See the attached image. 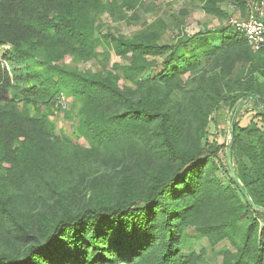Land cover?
<instances>
[{
	"label": "trees",
	"instance_id": "trees-1",
	"mask_svg": "<svg viewBox=\"0 0 264 264\" xmlns=\"http://www.w3.org/2000/svg\"><path fill=\"white\" fill-rule=\"evenodd\" d=\"M137 1L123 4L132 9ZM115 3L0 0V49L5 47L0 57V230L7 228L17 240L11 250L0 249V264H198L202 252L186 249L187 231H203L216 241L244 211L251 220L244 232L245 245L252 243L251 264H264L256 233L264 212L240 197L232 178L227 185L217 178L220 146L183 148L180 139L185 112L173 99L174 87L181 74L217 47L181 43L170 48L145 37L111 36L115 54L131 53V70L146 66L145 55L168 51L157 83L138 92L110 76L61 62L66 56L95 57L96 19ZM223 30L225 46H245L253 53L240 34L229 26ZM254 52L258 56L264 47ZM61 92L72 97L67 114L86 146L55 134L51 116L60 109L55 102ZM259 116L262 126L252 121L243 128L246 140L235 136L231 154L249 161V167L242 166L245 186L264 208L263 109ZM138 146L152 147L168 162L147 172L142 183L133 174L122 177L113 197L64 211L36 227L22 224L20 204L53 174L78 163L119 161Z\"/></svg>",
	"mask_w": 264,
	"mask_h": 264
},
{
	"label": "rangeland",
	"instance_id": "rangeland-1",
	"mask_svg": "<svg viewBox=\"0 0 264 264\" xmlns=\"http://www.w3.org/2000/svg\"><path fill=\"white\" fill-rule=\"evenodd\" d=\"M246 1L138 0L132 9H128L123 0H116L110 11L99 14L96 19L100 45L95 57L74 60L66 56L61 62L90 74L110 76L119 86H128L138 92V87L145 89L157 83L155 79L163 71L162 61L168 51L145 55L142 59L146 66L140 71L131 70V53L123 56L115 54L111 36L126 39L145 37L170 48L181 43L193 47L200 43L217 47L213 54L202 57L195 69L179 76L173 99L185 112L179 133L182 147L212 150L220 146L215 157L219 165L216 175L222 184H231L226 153L232 137L230 125L233 111L240 101L246 99L236 115L234 133V137L246 140L242 129L252 121L261 127L259 108L264 110V52L256 56L245 46L227 47L223 44V29L229 26L231 17L244 16ZM3 49L5 47L0 49V57ZM248 91L252 94L247 95ZM73 106L69 96L66 108L53 112L55 134L86 146L83 139L76 136L75 119L67 114ZM167 162L168 159L152 147L143 149L138 146L119 161L99 162L85 167L78 163L67 167L46 180L43 188L31 191L28 200L20 204L22 224L36 227L40 221L64 211H77L95 201L113 197L122 177L133 174L142 183L147 172ZM231 162L243 189L254 202L245 186L246 170H242L243 165L250 166L249 161L234 152ZM235 187L241 197L239 187ZM249 216V212H242L227 227L224 237L216 241H211L203 231L190 228L186 234V249L202 252L198 264H251L252 243L245 245L244 240V232L251 224ZM260 219L264 221L263 216ZM6 229L0 230V249L11 250L14 240H17ZM256 235L252 236V240Z\"/></svg>",
	"mask_w": 264,
	"mask_h": 264
},
{
	"label": "built area",
	"instance_id": "built-area-1",
	"mask_svg": "<svg viewBox=\"0 0 264 264\" xmlns=\"http://www.w3.org/2000/svg\"><path fill=\"white\" fill-rule=\"evenodd\" d=\"M245 8L244 16L242 18L231 17L228 25L247 41L253 51H258L264 47V0H247ZM67 103L68 97L61 92L56 99L55 106L65 109ZM257 221L259 226L257 237L260 246L264 249V221L259 218Z\"/></svg>",
	"mask_w": 264,
	"mask_h": 264
},
{
	"label": "water",
	"instance_id": "water-1",
	"mask_svg": "<svg viewBox=\"0 0 264 264\" xmlns=\"http://www.w3.org/2000/svg\"><path fill=\"white\" fill-rule=\"evenodd\" d=\"M249 98V97H247ZM246 101L245 100H242L240 101L234 111H233V114H232V117H231V125H230V129H231V141L228 145V149H227V153H226V163H227V166H228V169H229V172L233 178V180L235 181L236 185L239 187L240 189V192L242 193V195L245 197L246 201L251 205L253 206L255 209L257 210H260L262 212H264V208L258 206L257 204H255L254 202H252V200L250 199V197L247 195V193L245 192V190L243 189L241 183L239 182L235 172H234V169H233V166H232V162H231V148H232V143H233V140H234V133H235V118H236V115L238 113V111L243 107L244 105V102Z\"/></svg>",
	"mask_w": 264,
	"mask_h": 264
}]
</instances>
